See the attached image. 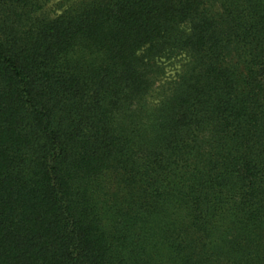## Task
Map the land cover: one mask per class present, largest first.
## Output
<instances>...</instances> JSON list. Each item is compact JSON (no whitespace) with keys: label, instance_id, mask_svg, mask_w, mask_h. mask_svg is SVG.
<instances>
[{"label":"trees","instance_id":"16d2710c","mask_svg":"<svg viewBox=\"0 0 264 264\" xmlns=\"http://www.w3.org/2000/svg\"><path fill=\"white\" fill-rule=\"evenodd\" d=\"M51 1L0 0V264H264V0Z\"/></svg>","mask_w":264,"mask_h":264},{"label":"rangeland","instance_id":"374dc122","mask_svg":"<svg viewBox=\"0 0 264 264\" xmlns=\"http://www.w3.org/2000/svg\"><path fill=\"white\" fill-rule=\"evenodd\" d=\"M60 0H52L48 5L45 11L49 12L51 15L58 13L60 11L59 9V3ZM181 62L180 61H173L167 64L166 66V75L160 85L164 84L165 86L167 85L166 83L173 78L176 73L180 70ZM162 93V90H156L153 99L151 102H155L158 100V96H160ZM159 94V95H158Z\"/></svg>","mask_w":264,"mask_h":264}]
</instances>
